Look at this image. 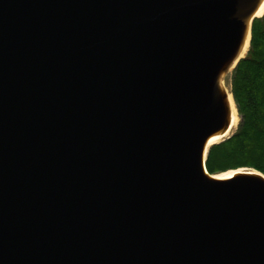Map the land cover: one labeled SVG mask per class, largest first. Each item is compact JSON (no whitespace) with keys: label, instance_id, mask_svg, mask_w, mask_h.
Masks as SVG:
<instances>
[{"label":"water","instance_id":"water-1","mask_svg":"<svg viewBox=\"0 0 264 264\" xmlns=\"http://www.w3.org/2000/svg\"><path fill=\"white\" fill-rule=\"evenodd\" d=\"M257 1L0 0V264H264L203 155Z\"/></svg>","mask_w":264,"mask_h":264},{"label":"trees","instance_id":"trees-1","mask_svg":"<svg viewBox=\"0 0 264 264\" xmlns=\"http://www.w3.org/2000/svg\"><path fill=\"white\" fill-rule=\"evenodd\" d=\"M232 95L239 127L232 137L209 149L206 170L215 175L250 168L264 176V15L252 23L248 54L233 73Z\"/></svg>","mask_w":264,"mask_h":264},{"label":"bare ground","instance_id":"bare-ground-1","mask_svg":"<svg viewBox=\"0 0 264 264\" xmlns=\"http://www.w3.org/2000/svg\"><path fill=\"white\" fill-rule=\"evenodd\" d=\"M264 15V0H258L256 6L251 12L250 16L246 21V25L242 34L241 41L233 53L232 56L228 58L220 67L216 79H215V87L217 89L220 102L222 105V110L224 113L223 124L220 128L211 133L205 140L203 155L207 153L214 145L219 144L224 139L228 138L234 130L237 128L239 119L237 115L236 106L232 95L226 89L224 83L227 76L234 70L237 66L238 62L246 57L250 39H251V26L255 19H259ZM204 175L212 181L216 182H224L230 180L232 178L237 177H248L264 182V176L255 171V170H247V169H237L231 170L222 174L209 175L208 173H204Z\"/></svg>","mask_w":264,"mask_h":264},{"label":"rangeland","instance_id":"rangeland-1","mask_svg":"<svg viewBox=\"0 0 264 264\" xmlns=\"http://www.w3.org/2000/svg\"><path fill=\"white\" fill-rule=\"evenodd\" d=\"M262 17H263V16H262ZM249 47H250V44H249ZM248 51H249V49H248ZM247 54H248V52H247ZM246 56H247V55H246ZM235 68H236V67H235ZM235 68H234V70H235ZM234 70H233V71L227 76V78L225 79V83H224L226 89L230 92L231 95H232V78H233ZM232 98H233V95H232ZM236 110H237V108H236ZM237 115H238V119H239V122H238L237 128L234 130V132H233L228 138L224 139V140L221 141L220 143H222V142H224L225 140L229 139L230 137H232V136L236 133V131H237L238 127H239L240 121H241V120H240V116H239V114H238V111H237ZM241 169L253 170V169H250V168H241ZM228 171H231V170H228ZM228 171H225V172H228ZM225 172H223V173H225ZM219 174H222V173H219Z\"/></svg>","mask_w":264,"mask_h":264}]
</instances>
